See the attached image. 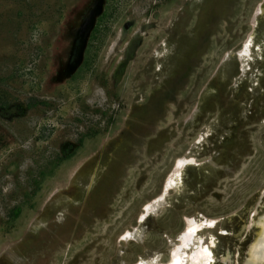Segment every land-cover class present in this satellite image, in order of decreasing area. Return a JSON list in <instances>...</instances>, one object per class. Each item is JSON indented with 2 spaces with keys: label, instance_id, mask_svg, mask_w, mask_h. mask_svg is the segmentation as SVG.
<instances>
[{
  "label": "rangeland",
  "instance_id": "rangeland-1",
  "mask_svg": "<svg viewBox=\"0 0 264 264\" xmlns=\"http://www.w3.org/2000/svg\"><path fill=\"white\" fill-rule=\"evenodd\" d=\"M95 1L0 0V264H156L184 216L218 219L210 264L240 262L264 186L262 0H99L66 73Z\"/></svg>",
  "mask_w": 264,
  "mask_h": 264
},
{
  "label": "bare ground",
  "instance_id": "bare-ground-1",
  "mask_svg": "<svg viewBox=\"0 0 264 264\" xmlns=\"http://www.w3.org/2000/svg\"><path fill=\"white\" fill-rule=\"evenodd\" d=\"M254 9L255 13L253 12V14L255 15L260 14L262 11H264V0L260 1L259 5H257ZM255 15H253V17ZM249 38L250 34L246 36V38L241 42L240 47L236 50V56L238 58L250 43L248 42ZM182 161V159L174 160L170 172L165 176L162 182L161 191L154 199L155 202L159 199H162L168 189L175 188V186L172 185L173 176L175 174H177V176L181 175L182 171L184 170ZM92 183L93 179H91L90 177L85 191H89ZM150 204L146 203L145 205H143V212H147ZM143 216L144 215H140L138 217V223H141ZM217 220L218 219L216 217L192 218V216H184L182 228L176 235V239H178V241H176V244L169 250L167 259L163 262H157L156 264H173V262L177 260L179 261V264H210L214 259L210 250V246L213 245L214 240L210 235L209 237H206L204 239L203 235L206 230L209 231L210 229L214 228ZM196 230H198L199 232L197 231L195 233ZM240 232V240L243 235H245V237L250 235V239L245 245L244 256L242 260L240 262L238 260L236 261L234 259L235 254L233 256H230V252L228 251L226 254V256L228 257H226L224 253L220 256L219 264H264V186L260 190L252 206L248 207L246 211V220L240 228ZM126 234H129V232L122 233L119 236V240H128V238L125 236ZM194 234H200V236L197 238V245L195 249L188 252L186 251L187 248L180 249V247L186 246L188 244ZM205 249H207V251ZM209 253H211V255H209ZM135 264H143V260L139 259L135 261Z\"/></svg>",
  "mask_w": 264,
  "mask_h": 264
},
{
  "label": "water",
  "instance_id": "water-1",
  "mask_svg": "<svg viewBox=\"0 0 264 264\" xmlns=\"http://www.w3.org/2000/svg\"><path fill=\"white\" fill-rule=\"evenodd\" d=\"M100 10H101V2L99 0H96L88 10L86 16L83 18L80 25L78 26L73 39L70 58L65 68L66 73L73 72L74 69L80 63L88 32L90 31L94 19L96 15L100 12ZM136 223H138V219L136 220Z\"/></svg>",
  "mask_w": 264,
  "mask_h": 264
},
{
  "label": "snow or ice",
  "instance_id": "snow-or-ice-1",
  "mask_svg": "<svg viewBox=\"0 0 264 264\" xmlns=\"http://www.w3.org/2000/svg\"><path fill=\"white\" fill-rule=\"evenodd\" d=\"M207 251V249H205ZM209 255H211V253H209ZM173 264H179V261H174Z\"/></svg>",
  "mask_w": 264,
  "mask_h": 264
}]
</instances>
